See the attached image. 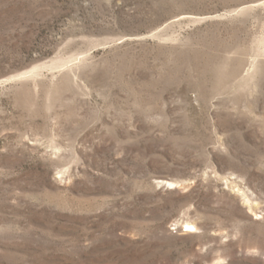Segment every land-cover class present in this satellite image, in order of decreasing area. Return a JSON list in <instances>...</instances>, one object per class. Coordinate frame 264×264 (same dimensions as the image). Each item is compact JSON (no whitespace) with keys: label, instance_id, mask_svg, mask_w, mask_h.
Masks as SVG:
<instances>
[{"label":"rangeland","instance_id":"374dc122","mask_svg":"<svg viewBox=\"0 0 264 264\" xmlns=\"http://www.w3.org/2000/svg\"><path fill=\"white\" fill-rule=\"evenodd\" d=\"M0 264H264V0H0Z\"/></svg>","mask_w":264,"mask_h":264}]
</instances>
